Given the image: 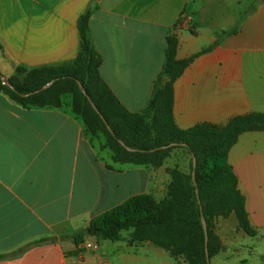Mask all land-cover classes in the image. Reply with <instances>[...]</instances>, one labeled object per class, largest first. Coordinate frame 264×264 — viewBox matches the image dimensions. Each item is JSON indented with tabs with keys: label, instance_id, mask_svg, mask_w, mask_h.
<instances>
[{
	"label": "crops",
	"instance_id": "1",
	"mask_svg": "<svg viewBox=\"0 0 264 264\" xmlns=\"http://www.w3.org/2000/svg\"><path fill=\"white\" fill-rule=\"evenodd\" d=\"M251 6L254 11L245 15ZM87 9L99 75L129 113H142L153 96L167 36L176 38L180 62L237 29L196 56L174 81L172 116L187 130L264 114V0H0L3 77L17 76L19 68L72 63L80 51L78 22ZM172 151L188 165L184 150ZM227 163L256 236L239 230L234 214L218 217L217 252L209 262L261 264L264 130L241 133ZM166 168L113 164L68 103L23 107L0 92V254L24 248L0 264H184L149 242H131L130 231L117 241L85 237L79 246L70 238L133 195L163 200L171 181ZM86 243L95 247L84 248Z\"/></svg>",
	"mask_w": 264,
	"mask_h": 264
},
{
	"label": "trees",
	"instance_id": "2",
	"mask_svg": "<svg viewBox=\"0 0 264 264\" xmlns=\"http://www.w3.org/2000/svg\"><path fill=\"white\" fill-rule=\"evenodd\" d=\"M252 11L254 6L245 15ZM88 17L87 9L78 22L80 51L72 63L28 72L19 68L17 76L6 79L12 89L2 84L0 73V92L20 106L36 108H58L62 105V95L71 94L72 113L82 120L85 134L99 143L100 150L108 152L113 164L156 168L160 165L156 160L173 149L184 150L189 162L186 177L170 172L171 181L163 200L158 202L150 194L133 195L71 235L74 244L81 245L85 237L117 241L121 232L130 231L131 242H149L184 264H210L209 260L217 252L214 221L218 217L234 214L238 229L249 237L256 236L249 225L236 178L227 163V153L241 133L264 130V114L236 116L223 127L199 124L187 130L179 129L172 116L174 81L196 56L236 34L237 29L221 33L215 45L180 62L175 61L176 38L167 36L162 77L157 80L144 111L132 114L119 103L99 75L101 61L88 36ZM51 81L49 87L41 90ZM119 141L133 151H127ZM170 144L175 146L157 150ZM192 156L196 159L194 182ZM106 168L116 171L109 165ZM201 213L206 224L207 253ZM182 227L189 230V240L183 236ZM23 250L0 254V260Z\"/></svg>",
	"mask_w": 264,
	"mask_h": 264
},
{
	"label": "rangeland",
	"instance_id": "3",
	"mask_svg": "<svg viewBox=\"0 0 264 264\" xmlns=\"http://www.w3.org/2000/svg\"><path fill=\"white\" fill-rule=\"evenodd\" d=\"M62 101L65 103H68L69 105H71V101H72V96L71 94H63L62 95ZM100 139L102 142H104L103 137L100 135ZM96 142V140H95ZM167 155H165L161 160L157 159L156 162L159 160V166L156 168H153L155 170H163V165L166 164L167 168L165 170L164 173H166L167 175H169L170 177V172L176 171L177 173L181 174L182 176L186 177L188 175V165L186 163V165H183V157L181 155H176L173 153V151H170L169 153H166ZM106 155V153L104 154V156ZM144 168V166H141ZM147 168V167H145ZM152 168V167H151ZM181 232L183 234V236L186 238V240H189V230H187L185 227L181 228Z\"/></svg>",
	"mask_w": 264,
	"mask_h": 264
},
{
	"label": "water",
	"instance_id": "4",
	"mask_svg": "<svg viewBox=\"0 0 264 264\" xmlns=\"http://www.w3.org/2000/svg\"><path fill=\"white\" fill-rule=\"evenodd\" d=\"M1 82H2L3 85H5V86L9 87L10 89H12V86L9 84V82H8L4 77L1 78ZM52 83H53V81L47 83L46 85H44V86L41 88V90L46 89V88L49 87ZM78 87L81 89V84H80V83H78ZM84 94H85V93H84ZM89 102H90L91 106L94 108V105L91 103V101H89ZM107 128H108V127H107ZM119 143H120V144H121V145H122L127 151H133V150L129 149L128 147H126L121 141H119ZM174 146H175V144H170V145H168V146H164V147L158 148L157 150H164V149H168V148H170V147H174ZM153 151H155V150H151V152H153ZM195 165H196V159H195L194 156H192V167H193V170H192V173H191V179H192L193 182L195 181V171H194V169H195ZM200 211H201V209H200ZM200 220H201V224H202V227H203V230H204V233H205V252L207 253V231H206L205 220H204V218H203V216H202V213H201V218H200Z\"/></svg>",
	"mask_w": 264,
	"mask_h": 264
},
{
	"label": "built area",
	"instance_id": "5",
	"mask_svg": "<svg viewBox=\"0 0 264 264\" xmlns=\"http://www.w3.org/2000/svg\"><path fill=\"white\" fill-rule=\"evenodd\" d=\"M83 247H84V248H94L95 245H92V244H90V243H86V244L83 245Z\"/></svg>",
	"mask_w": 264,
	"mask_h": 264
}]
</instances>
